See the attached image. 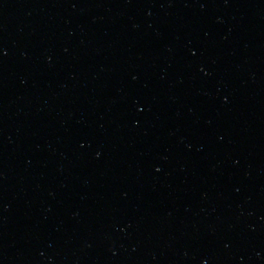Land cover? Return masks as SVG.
<instances>
[{
  "label": "water",
  "instance_id": "water-1",
  "mask_svg": "<svg viewBox=\"0 0 264 264\" xmlns=\"http://www.w3.org/2000/svg\"><path fill=\"white\" fill-rule=\"evenodd\" d=\"M0 264H264V0H0Z\"/></svg>",
  "mask_w": 264,
  "mask_h": 264
}]
</instances>
